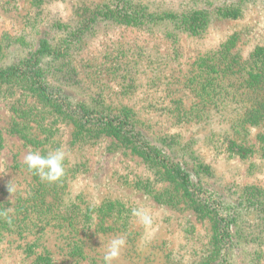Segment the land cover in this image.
Segmentation results:
<instances>
[{
    "label": "rangeland",
    "instance_id": "1",
    "mask_svg": "<svg viewBox=\"0 0 264 264\" xmlns=\"http://www.w3.org/2000/svg\"><path fill=\"white\" fill-rule=\"evenodd\" d=\"M120 1L0 0V68L27 58L47 40L59 54L42 60L47 85L96 118L132 112L135 128L162 154L175 153L215 202V212L200 211L167 168L145 161L112 132L78 130L26 81L0 83V199L13 212L16 205H32L29 228L0 242V264H39L45 242L55 264H78L68 255L76 250L69 246L74 239L34 211L35 204L43 205L38 191L57 218L74 223L72 235L85 244L79 264H104L107 246L120 237L126 244L113 264H264V123L233 130L201 92L220 89L206 69L213 53L233 45L231 53L247 62L264 48V0H127L118 14H130L132 22L94 19L98 11L117 10ZM196 11L209 16L208 27L197 34L148 19ZM61 147L67 159L60 181H41L27 169L30 149L46 155ZM134 209L146 210L151 225ZM219 218L228 220L231 241L225 245Z\"/></svg>",
    "mask_w": 264,
    "mask_h": 264
},
{
    "label": "trees",
    "instance_id": "2",
    "mask_svg": "<svg viewBox=\"0 0 264 264\" xmlns=\"http://www.w3.org/2000/svg\"><path fill=\"white\" fill-rule=\"evenodd\" d=\"M120 3L117 10L112 12H96L94 19L101 15L111 20H120V17H124L127 22H132V16H130V14L125 13L124 16L118 14V11H124V9H126L127 0H121ZM222 15L226 16L227 14L225 12ZM154 18L148 19H150L149 21L152 20L155 22H172L177 25L179 30L181 29L184 32L193 34L203 32L208 27L209 23V16L204 11L182 14L181 16L166 14L156 19ZM232 46L225 50V52L213 53L209 57L210 61L206 64V69L209 67L211 69L208 72V75L211 77V85L217 84V88L219 87L220 89L202 90L201 92H204L205 95L210 98L209 101L212 103V106L218 108V111L225 113L231 128L239 132L240 130H247V125H259L264 123V48L257 50L249 61L242 62L241 58L231 53L230 49H232ZM58 55L59 54L51 47L50 43L47 42V40H43L38 49L27 58L19 61L13 66L0 68V83L13 80L26 81L28 84L27 86L35 92L37 98L43 103L52 104L59 108L61 114L75 121L78 130L93 126L95 129L100 128L112 132L126 142L135 153L142 156L145 161L167 168L169 177L181 188L180 190L185 197L198 204V209L200 211L204 213V211L211 210L215 202L209 200L210 197L206 195L204 188L198 187L193 182L192 174L186 169L185 164L180 161H175L177 157L175 153H173V155L162 154L163 151L161 149L152 146L146 136L135 128L136 123L132 112L124 111L113 115L110 113L96 118V114L90 112L89 108L85 107V105L80 104L77 107L73 106L66 97L61 95L59 90H55L54 87L47 85L45 81L46 74L42 68V60L46 57L54 58ZM228 105L235 106V110L228 113L229 110L224 109ZM205 109L206 108H203L201 111L205 115H208ZM163 143L166 144L168 149H171L167 141ZM163 143L161 144L162 147ZM235 147L240 150L244 149L239 146ZM239 153L243 155L242 151ZM200 166V169L203 168V164H200ZM51 189L54 190L55 187H51ZM36 194L38 195V200L42 197L43 205L35 204L33 206L34 211L38 216L43 215L46 217L48 219L46 220V225L53 226L63 237L65 235L70 240L74 239L69 246L73 243L76 250L72 253L68 249V255L79 264L80 261L77 257H84L85 244L83 242L82 245L81 242L72 235L74 223L71 220L57 218V211L51 203L46 202L45 193L42 194V191H38ZM19 203H22V200L19 201ZM31 206L32 205L27 203L20 204L19 207L16 205L17 211H10L9 213L12 218L11 224L7 223L3 217H0V242L3 241L8 233L17 231L19 234H22L24 229L29 228L26 219L28 218L27 211ZM6 209H10L9 203L0 199V211ZM260 211L264 213V204H261ZM22 214L23 216L21 217ZM226 221L228 220L224 218L218 219L221 235H223L220 241L223 245H225L227 241H231L230 238H228L229 234L226 232L228 231L225 224ZM37 241H40V238ZM44 244L43 252L38 254L39 264H55L50 249L47 248L46 242ZM29 252H33L32 246ZM202 264L214 263L207 261Z\"/></svg>",
    "mask_w": 264,
    "mask_h": 264
},
{
    "label": "clouds",
    "instance_id": "3",
    "mask_svg": "<svg viewBox=\"0 0 264 264\" xmlns=\"http://www.w3.org/2000/svg\"><path fill=\"white\" fill-rule=\"evenodd\" d=\"M66 159L67 153L62 147L57 148L46 155L41 154L38 150L33 151L30 149L24 157V162L27 169L38 175L41 181L51 184L60 181L65 175ZM8 190L11 194L15 191V189L10 186H8ZM10 211V209L0 211V217H3L9 224L12 223V218L9 215ZM133 214L137 216L146 226L151 225V216L146 210L134 209ZM125 244L126 241L122 237L112 239L107 246L103 257L104 264H113V262L119 258L121 250Z\"/></svg>",
    "mask_w": 264,
    "mask_h": 264
}]
</instances>
